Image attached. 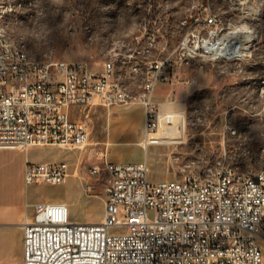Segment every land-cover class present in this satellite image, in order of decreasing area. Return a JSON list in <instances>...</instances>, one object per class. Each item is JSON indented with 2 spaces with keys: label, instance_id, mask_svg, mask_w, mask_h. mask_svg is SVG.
I'll use <instances>...</instances> for the list:
<instances>
[{
  "label": "built area",
  "instance_id": "2783aa9c",
  "mask_svg": "<svg viewBox=\"0 0 264 264\" xmlns=\"http://www.w3.org/2000/svg\"><path fill=\"white\" fill-rule=\"evenodd\" d=\"M237 1L239 13L257 14L252 0ZM212 4L203 0L194 6L193 25L171 54L135 62L133 70L143 82L134 97L116 77L113 61L96 72L84 60L38 61L16 52L3 24L14 4L2 8L0 2V148L85 147L90 125L74 120L73 107L126 105L136 99L145 108L143 143L170 144L172 129L157 135L162 117L174 125L166 101L156 98L158 85H173L180 65L194 58L236 61L252 51L237 55L242 32L253 34L255 28L224 20ZM258 137L264 160V125ZM104 168L110 179L103 218L78 221L64 201L37 203L23 224L24 264H264V164L257 171L245 169L229 162L225 152L181 179L157 182L150 178L147 159L107 157ZM100 170L93 167L94 173ZM70 173L66 161H27L24 180L26 185L61 184Z\"/></svg>",
  "mask_w": 264,
  "mask_h": 264
},
{
  "label": "rangeland",
  "instance_id": "374dc122",
  "mask_svg": "<svg viewBox=\"0 0 264 264\" xmlns=\"http://www.w3.org/2000/svg\"><path fill=\"white\" fill-rule=\"evenodd\" d=\"M200 1L0 0L14 4L3 24L30 57L84 60L96 72L102 71L106 61H113L116 77L134 97L142 92L143 82V75L133 70L135 62L145 64L171 54L193 25L190 14ZM212 2L224 20L255 28L253 34L242 32L244 47L237 55L243 56L250 47L252 51L236 61L198 57L180 65L178 81L171 85L172 98L163 91L160 97L164 96L170 111H183V141L145 145V108L138 99L110 107H73L74 120L90 125L87 146L18 149L29 152L34 161H66L70 166L65 183L25 186L24 201H31L32 209L39 201H64L72 219L101 220L110 179L104 168L107 157L113 161L147 159L150 178L156 182L181 179L225 152L229 162L245 169L257 171L264 164L258 137L264 125V0H252L257 10L254 16L239 13L237 0ZM227 125L236 133H229ZM97 165L101 170L94 173ZM22 238L19 227L12 233L11 250L7 242L2 247L0 264H23ZM261 244L264 248V238Z\"/></svg>",
  "mask_w": 264,
  "mask_h": 264
},
{
  "label": "crops",
  "instance_id": "0c3cea01",
  "mask_svg": "<svg viewBox=\"0 0 264 264\" xmlns=\"http://www.w3.org/2000/svg\"><path fill=\"white\" fill-rule=\"evenodd\" d=\"M162 91L169 96L172 93L171 85H158L156 98L161 99V101H163L161 97H164H160ZM27 161L44 162L49 160L34 161L31 159L29 152L0 148V258H2V247L6 242L11 250L12 233L16 232L19 227L23 230L24 222L34 214L33 203L28 199L24 201V198H26L24 196V188L27 186L24 180V173ZM39 202L45 203L46 201ZM22 240H24V230Z\"/></svg>",
  "mask_w": 264,
  "mask_h": 264
},
{
  "label": "bare ground",
  "instance_id": "6f19581e",
  "mask_svg": "<svg viewBox=\"0 0 264 264\" xmlns=\"http://www.w3.org/2000/svg\"><path fill=\"white\" fill-rule=\"evenodd\" d=\"M11 7L12 6L9 5V4L2 3V8H11ZM6 39L16 45V52H18V53H27L25 51V49H24V46L20 42L14 40V39H11L9 37L7 31H6ZM238 44H239V49H242L244 47L241 41ZM180 112L181 111H170V113H169L170 115H172L174 117V125H173V127H171L170 125H167V122H168L167 121L168 120L167 117H165V118L162 117L161 122H160V128H159V132L157 134L158 137H161V135H163V134L169 133V131L171 129L173 130L172 131L173 136L170 137V141H169L170 144L174 143V142L175 143H181L183 141V140H181V136L184 135V127H185V125H184V122H183V119H182V115H181ZM178 123L180 124V127L177 128V124ZM171 139H173V140H171ZM144 144L147 145V141L144 142ZM263 229H264V221H263Z\"/></svg>",
  "mask_w": 264,
  "mask_h": 264
}]
</instances>
